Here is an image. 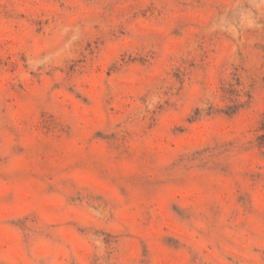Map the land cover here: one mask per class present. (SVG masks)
<instances>
[{
    "label": "rangeland",
    "instance_id": "1",
    "mask_svg": "<svg viewBox=\"0 0 264 264\" xmlns=\"http://www.w3.org/2000/svg\"><path fill=\"white\" fill-rule=\"evenodd\" d=\"M0 264H264V0H0Z\"/></svg>",
    "mask_w": 264,
    "mask_h": 264
}]
</instances>
